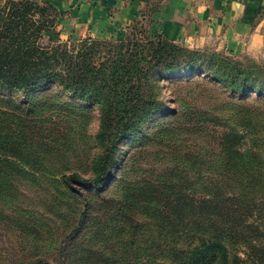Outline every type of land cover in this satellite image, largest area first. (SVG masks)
Segmentation results:
<instances>
[{
    "label": "trees",
    "instance_id": "obj_1",
    "mask_svg": "<svg viewBox=\"0 0 264 264\" xmlns=\"http://www.w3.org/2000/svg\"><path fill=\"white\" fill-rule=\"evenodd\" d=\"M54 12L58 11L51 4L40 5L36 0L0 2V88L70 92L98 109L95 140L102 152L92 166L94 177L90 181L78 173L63 174V185L101 186L119 144L142 134L158 110L172 119L152 131L148 127L144 139L150 144H173L185 133L199 136L212 131L211 127L218 135V150L211 160L191 150L176 153L177 160L185 157L194 167V177H177L178 171L168 170L156 180L126 182L121 196L101 206L105 220L96 225L90 222L96 226L92 233L96 242L84 247L74 264H264V110L250 102L264 103V68L231 57L204 59L199 51L160 35L152 37L147 31L139 33L141 37L130 32L131 37L120 40L58 39L41 44L58 22ZM201 61L207 71L184 75L202 70ZM156 73L221 91L227 95L221 112L188 105L186 97L176 99L180 106L168 112L153 81ZM9 116L0 111V152L12 154V139L1 135ZM18 119L23 121L22 112L14 116L15 122ZM15 146V155L21 156L23 142ZM1 171L0 198L7 194L2 186L6 174ZM58 191L56 203L61 206L65 195ZM86 202L69 232L73 241L89 225L92 205ZM59 251L64 256L66 247ZM62 258L57 264H67ZM35 264L50 263L39 259Z\"/></svg>",
    "mask_w": 264,
    "mask_h": 264
},
{
    "label": "rangeland",
    "instance_id": "obj_2",
    "mask_svg": "<svg viewBox=\"0 0 264 264\" xmlns=\"http://www.w3.org/2000/svg\"><path fill=\"white\" fill-rule=\"evenodd\" d=\"M4 1L0 0L2 3ZM36 1L44 5L42 0ZM152 13L153 11L145 13L144 19H136L126 31L104 39L120 40L130 32L141 37L143 31L149 32L152 37L160 35L166 38L152 27ZM52 14L59 20V12ZM57 25L58 22L53 30L45 33L41 44L58 39L63 42H79L92 38L79 36L80 33L69 35L67 31H61L62 34ZM131 36L130 34L129 37ZM178 44L191 51L203 53L204 59L212 56L231 57L246 65L264 68L263 50L260 54H232L218 39L206 44ZM204 63L199 62L202 70L187 71L184 75L198 76L199 73L207 71ZM153 81H157L159 97L167 104L168 112L180 106L176 99L186 97L188 105H197L217 114L221 112V103L227 97L219 90H208L203 83L171 81L158 73ZM242 94L243 91L238 92V95ZM250 102L264 110V103L253 100ZM51 103L59 108L55 109ZM0 111L10 114L1 135L12 139L14 149L12 154L0 152L1 155H6L0 158V172L2 173L3 169L6 174L2 186L7 192L5 197L0 198V264H35L39 259L57 264L62 257L67 264H74V259L81 250L96 242L92 235L96 226L90 222L96 225L105 220L101 206L105 205L109 198L121 196L126 182L156 180L160 175L165 176L168 170L169 173L170 170L178 171L177 177H194V167L189 166L185 157L183 161L180 157L177 160L176 153L191 150L194 152L191 153L211 160L213 153L218 150V135L217 131H213L214 127H211L212 131L199 136L185 133L173 144L169 141L150 144V141L144 139L148 127L152 126V131L154 126L166 125L172 119L171 114L165 115L163 110H158L142 134L138 133L119 144L106 182L98 186L99 188L90 182L86 186L74 183L72 187H66L61 183L63 174L78 173L90 181L94 177L92 166L102 152L95 140L100 127L98 109L90 102L79 100L73 93L43 87L31 90L0 88ZM33 111L38 114H33ZM20 112L26 121L18 119L15 122L14 116ZM8 127L13 131L9 133ZM20 142H23V147L22 152H19L21 156H18L15 155V145ZM176 165L179 168H175ZM73 187L80 193L79 196L73 194ZM59 189L65 195L60 200L61 206L56 203V198L61 195ZM73 197L78 202L74 201ZM86 201L91 202L92 209L95 210H90L89 225L73 241V237L68 235L79 220ZM105 236L109 235L106 233ZM110 243L112 241L104 242L100 247H106ZM60 247H66L64 256L59 251Z\"/></svg>",
    "mask_w": 264,
    "mask_h": 264
},
{
    "label": "crops",
    "instance_id": "obj_3",
    "mask_svg": "<svg viewBox=\"0 0 264 264\" xmlns=\"http://www.w3.org/2000/svg\"><path fill=\"white\" fill-rule=\"evenodd\" d=\"M42 1L60 13L62 34L113 37L153 11L152 27L170 41L194 45L218 39L232 54L264 51V0Z\"/></svg>",
    "mask_w": 264,
    "mask_h": 264
}]
</instances>
